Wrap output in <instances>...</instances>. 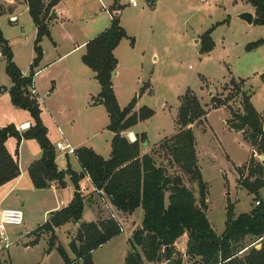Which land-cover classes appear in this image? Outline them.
Here are the masks:
<instances>
[{
	"label": "trees",
	"instance_id": "obj_1",
	"mask_svg": "<svg viewBox=\"0 0 264 264\" xmlns=\"http://www.w3.org/2000/svg\"><path fill=\"white\" fill-rule=\"evenodd\" d=\"M29 13L37 26L34 42L36 57L30 72L24 75L14 60L12 47L0 30V48L6 60V73L12 81L10 95L12 103L30 112L34 124L28 129H19L16 124L0 125V186L18 177L21 173L18 162V148L23 139H35L41 146L42 156L29 167L33 184L38 189L48 188L53 181L64 187L65 177L71 175L75 192L70 203L60 210L50 213L49 219L31 233L40 236L41 232L50 233V243L55 246L56 228L73 222L79 224L77 237L71 242V249L77 255L72 259L66 249L58 244V250L66 264H94L92 252L117 237L123 232L121 222L116 217L83 222L86 194L80 181L89 176L95 191L110 198L111 203L127 214L134 213L139 207L144 209L142 225L129 239L131 251L126 257V264L159 263L183 264V254L176 249V241L188 234L187 255L191 259L199 258L202 264H264V199L259 192L264 187V161L256 159L255 154L264 155V115L257 110L251 98V89L245 87L246 79L233 78L236 95H241L242 112H236L229 102L233 95L225 98L213 96V108L228 106L232 118L228 121L231 128L242 130L245 139L251 144V156L248 161L236 166L241 176L246 168L249 174L239 178V184L254 195L255 205L251 211L235 214V204L227 205V220L224 232L219 235L213 229L207 216V184L203 180L198 166L196 137L192 127L195 122H202L208 110L192 91L181 97L176 123L178 131L161 141L157 146L165 145L174 161L191 174L199 186V198L190 189L180 175H169L166 168L156 163L150 153H141V144L147 140L142 133L133 141L122 134L138 124L150 119L156 110L143 106L139 111L134 108L137 96L121 107L115 91L113 77L118 66L114 50L124 38H130L121 25L119 14H114L108 28L90 39L82 60L96 74L101 85L98 98L109 113L108 129L115 133L112 139V152L109 158L98 154L90 147L75 150L82 171L78 173L69 167L60 170L56 162L57 151L48 136V128L41 117L39 98L32 92L36 68L44 56L41 42L44 37L52 38L50 21L55 17L54 7L61 0H26ZM255 9L254 24L264 25V0H247ZM121 9L120 6L114 10ZM6 10L0 3V16ZM213 28L202 36L201 52H211L215 47L212 38ZM134 42V40H133ZM132 42V43H133ZM264 45V39L246 45L248 51ZM264 79V74H262ZM98 100V99H97ZM10 137L17 139L16 157L7 149ZM168 193V194H167ZM252 241L246 243V239ZM79 242V244H78ZM257 245H261L260 248ZM140 248V249H139Z\"/></svg>",
	"mask_w": 264,
	"mask_h": 264
},
{
	"label": "rangeland",
	"instance_id": "obj_2",
	"mask_svg": "<svg viewBox=\"0 0 264 264\" xmlns=\"http://www.w3.org/2000/svg\"><path fill=\"white\" fill-rule=\"evenodd\" d=\"M18 1L22 3V0ZM49 1L46 0V2ZM119 1L122 13L121 25L130 36V38H124V42H127L128 46V48L124 46L125 52L121 58L124 68L119 69L118 76L115 78L122 104L120 106H127L137 96L135 111L138 112L143 106H149L156 110L157 114L151 120H143L138 123L137 129L142 133L147 131L148 135L147 140L141 144V153L152 154L157 165L166 168L169 175L182 176L184 183L199 198L198 182L192 180L191 174L186 173L174 161L165 145L157 146L176 132L175 125L177 123L174 118L179 111L181 97L189 90L197 95L201 104L209 111L206 119L192 124L196 137L198 166L202 172L203 180L207 184V216L215 232L221 235L226 228L228 203L235 204L236 215L248 212L257 203L254 201V195L239 184V178L243 179V176H247L249 168H246L243 176L235 168L248 161L251 156L249 146L251 144L245 139V133L242 130L234 128L231 130L228 121L233 116L229 107L222 106L215 109L212 107V100L213 96L225 98L231 94L234 98L229 104L236 112L241 113L243 111L241 95H236L234 84L230 81L233 78L246 79L245 87L251 89V100L254 106L264 114V79L262 77L264 74V45L251 51L246 49V45L250 42L264 39V25L249 24L238 17L241 12L254 8L247 0H137V6H133L131 0ZM98 5L100 6L101 3H95L94 0H61L58 9L64 16L73 15L76 18L74 22L79 20L77 21L79 25H84L90 21V14H87L89 8H93L94 11ZM11 13L5 10L0 16V30L6 38L12 39L17 59L24 65L31 50L35 51L36 25L29 11L25 10L19 15L20 20L17 23L10 22ZM74 25L71 22L68 25V29L73 34L76 33ZM59 28L55 27L53 34L55 41L62 45L59 51H63L69 47L70 42L63 40ZM211 28H213L212 38L215 47L211 52L203 54L201 52V36ZM51 36L52 38L45 37L41 45L49 51L53 49L54 52H57L52 48L55 41L52 33ZM75 36L77 38L75 42L80 41V36L78 34ZM77 53L69 56L66 62L70 69L72 66L75 75L81 78L82 75L77 73L75 66ZM126 56L127 60H124ZM0 77L2 78L0 87L2 86L4 89V91L0 90V95L7 94L5 90L8 92V85L11 81L4 72ZM84 78L86 77L84 76ZM85 81L86 84H75L74 87L77 89L83 85V87L90 86L92 88L93 85L99 87L100 84L97 79L90 82ZM46 82V79L38 78L37 80L39 87L40 84L48 87L49 83ZM53 87L52 82V90ZM51 88L48 89V92H52ZM62 90L63 88L59 87L52 99L47 101L50 102L48 103L50 106L55 108V106L61 105L62 99L66 100L61 93ZM92 99L94 104H98L101 98H98V94H96ZM2 100L3 97L0 96V103ZM77 105L81 109L83 97H78ZM103 106L109 121L110 117L106 106L104 104ZM45 107L46 103L40 102L41 110ZM45 117L48 121L47 125L52 127L50 116L45 113ZM88 117L89 114L82 110L78 122L84 123ZM110 132L107 124L105 129H101L96 135L95 140L105 143ZM86 133H91V130L88 129ZM12 138L13 144H16V138ZM33 142L39 144L37 140H33ZM149 146L151 148H147ZM103 155L105 158L109 157L105 152ZM261 156L258 154L256 159L264 161ZM96 192L95 190L84 191L86 203L99 200L97 194L101 193ZM259 194L264 198V187ZM11 200L12 198L6 199L4 206H9ZM100 202L109 204L106 197ZM86 213L90 218L92 207L89 203L86 204ZM124 215L126 219L120 221L123 232L105 247L100 248L94 254L92 252L96 264H126L123 251L126 250L127 253L131 251V244L128 241L132 237V232L142 225L144 209L139 207L134 213ZM109 216L115 217L112 213ZM119 216L124 217L121 213ZM19 228H24L23 224L9 227L12 231H17ZM72 230L70 229L69 232L67 228L62 230L60 241L56 234L55 246L50 243V233L45 232H41L46 235H43L44 238H41L39 247L35 249H27L25 244L18 240L12 244L10 253H8V249L3 250L0 244V248L3 250L0 264H7L10 259L14 264H25L27 256L30 261L34 260L35 262L45 258L42 264H66L58 250V244L67 248L76 258L77 255L71 249V242L76 239L78 230L76 232ZM186 240V237L180 238L179 247H182L183 244L187 245ZM250 241L252 240L248 237L246 243ZM190 260L189 264H202L200 259L190 258ZM145 264L152 263L146 262ZM162 264H170V262L163 261Z\"/></svg>",
	"mask_w": 264,
	"mask_h": 264
},
{
	"label": "crops",
	"instance_id": "obj_3",
	"mask_svg": "<svg viewBox=\"0 0 264 264\" xmlns=\"http://www.w3.org/2000/svg\"><path fill=\"white\" fill-rule=\"evenodd\" d=\"M95 3H101V5H98V8L96 7L93 11V8H86L88 10L87 14H90V21L86 22L84 25L79 23L76 20V18L73 15L64 16L63 13L58 9V4L54 7L55 9V17L50 21V30L53 34L55 27H60V36L65 41H69L70 45L67 49L63 51H59L61 48V44L59 45V42H54V48L57 52H54V50L50 49L47 50L43 47L44 50V56L42 61L40 62V66L36 71L35 77H34V88H35V94L36 96H40L39 102H45L46 107L42 109L41 117L43 119V122L48 128V136L54 146L56 147L58 143H64L70 144L75 150L80 147H90L94 149L98 154L103 155L108 154L109 157L111 156L112 152V139L115 135L113 131L110 132V135L106 137L105 143L102 141L95 140L96 135L101 131V129H105V126L110 123V120L108 121L107 116L104 112V106L103 104L99 103L94 104L93 97L96 96V94L99 95L101 91V85L99 84V87H96L93 85L91 88L89 87H83V85L76 89L74 87L75 84L81 85L86 84L90 81H95L96 74L95 72L88 67L86 64H84L82 57L84 53L86 52V44L87 42L97 36L99 33L104 31L106 28H108L112 22L113 15L119 14L120 18L122 16L121 9L114 10V8H117V6H121L119 0H107L104 2V0H94ZM22 3H20L18 0H13L12 3L5 4L6 10L12 12L9 20L12 23H17L19 19V15L24 13V11H29V7L26 0H22ZM96 10V11H95ZM249 11L253 12L255 16V9L250 8ZM19 11V12H18ZM17 12V13H16ZM16 16L17 20L12 21L11 17ZM71 23H74V27L76 28V33L80 36V41H76L77 39L75 34H73L70 29H68V25ZM37 30V26H36ZM73 31V30H72ZM37 36V33H36ZM47 38V37H46ZM12 50L14 54V60L21 69L22 73L24 75H28L30 72L31 64L36 57V52L31 50L29 56H27V61L23 64H21L17 59V54L15 49L13 48L12 39H9L7 37ZM36 39V38H35ZM45 37L43 38L44 42ZM72 43V44H71ZM124 46H127V42H124V39L121 41V43L117 46V48L114 50L115 56L118 58V66L116 69L115 76L113 77L114 80V91L117 97L118 102L122 106L119 94L117 91L115 78L118 76L119 69L124 68L122 67V56H124ZM35 50V48H34ZM129 51V49H128ZM77 55L75 56V66L78 74H81V78L79 76L75 75V71H73L72 66L71 69L69 68L66 59L71 56L72 54ZM156 59L158 57H155ZM124 60H127V56ZM92 71V72H90ZM6 73V60L4 56L2 55L1 48H0V75L1 73ZM7 77L11 81L10 77L6 73ZM84 76L86 78H84ZM83 77V78H82ZM39 79H46L49 83L48 87H44L40 84V87L37 84V80ZM2 78L0 77V80ZM53 82V90L51 88ZM45 83V84H46ZM81 83V84H80ZM12 86V81L8 85V92L5 90V93L0 95L3 97L2 102L0 103V125L5 126L10 123L16 124V126L19 129H28L31 125L34 124V120L30 114L29 111L21 109L17 106H15L11 101V95L9 92V89ZM59 87H62V95H64L66 100H61L60 106H50L47 102L55 95L57 89ZM52 90V92H48V89ZM0 90L4 91L3 87H0ZM79 90V91H78ZM42 94V95H41ZM83 97V105L80 108H78L77 105V99L78 97ZM41 99V100H40ZM137 104V103H136ZM181 105V104H180ZM167 106V105H165ZM180 108V107H179ZM86 111L87 114H89V117L86 122L79 123L78 117L81 114V111ZM179 112V111H178ZM261 112V111H260ZM45 113L50 116L52 120V127L49 124L47 125L48 121L45 117ZM263 113V112H262ZM157 113H155L156 115ZM178 114V113H177ZM177 114L175 115V122L177 118ZM109 115V113H108ZM154 115V116H155ZM264 115V114H263ZM66 116H68L66 118ZM153 116V117H154ZM147 119V121L151 120ZM67 119V120H66ZM85 125V126H84ZM138 124L133 126L132 128L125 130L122 132L124 136H126L129 140L133 141L137 138L138 135L142 134L141 131L137 129ZM88 129L91 130V133H86ZM231 130H234L231 128ZM175 131L177 132V124L175 125ZM175 132V133H176ZM147 135V131L143 132ZM174 133V134H175ZM173 134V135H174ZM133 135V136H132ZM172 136V135H171ZM148 137V135H147ZM13 138L10 137L7 142L6 146L8 151L16 157V151H17V139L16 144H13ZM33 140L35 139H23L20 143V146L18 148V162L20 166V175L11 181L3 184L0 186V204L2 207H19L24 212V222L23 226L24 228H19L17 231H12V229H9L10 237L13 240V242H16L18 240L22 241L23 244H25V247L27 249L32 248H38L40 245L41 238H44L41 234V237L32 234L31 232L37 229L39 226L44 224L50 217V213L53 211H57L62 209L63 207L67 206L70 201L72 200L75 192V185L73 183L71 175L67 174L65 177V186L62 187L59 185L57 181H53L51 185L48 188L38 189L34 186L33 181L29 174V167L30 165L40 159L42 156V149L40 144H34ZM158 144V143H155ZM250 151H251V145ZM151 148V146L147 147ZM57 158L56 162L58 164V167L60 170H67L69 167H71L74 171L81 173L82 167L81 164L76 157L74 153H64L63 150L57 149ZM148 152V151H147ZM146 153V152H145ZM257 153L255 156L257 157ZM104 157V155H103ZM109 157H106L109 158ZM240 166V165H237ZM80 186L84 191H94L95 187L93 186V183L91 182L90 178L88 176H85L80 181ZM97 193V192H96ZM100 194V193H99ZM101 195V194H100ZM99 200H94L93 202L87 201L85 203V211L82 218L83 222H91V221H98L99 219H107L110 216V213H112L113 216L117 217L119 221H123V219H126V216L123 211L118 210L110 201V198L105 195L106 201L109 202V204H105L104 202L101 203L100 200L105 199L104 195L100 196ZM12 198V200L9 202V206L5 205V200ZM262 199H264L262 197ZM90 204L92 207V214H90V218L87 217L86 213V204ZM253 208V207H252ZM252 208L249 210L251 211ZM248 211V212H249ZM119 213H121L124 217L121 218L119 216ZM130 215V214H127ZM122 223V222H121ZM72 227V228H71ZM67 228L68 232L70 229H73V232H76L79 228V224H75L73 222L66 223L58 228H56V234L59 237L58 240L60 241V233L62 230H65ZM25 229V230H24ZM133 233V232H132ZM186 237L188 241V234L185 233L180 238ZM117 237L113 238L109 242L103 244L99 248L95 249L93 251V254L98 251L100 248L105 247L108 243L115 240ZM180 238L176 241V246L179 251H181L184 254L183 258V264H189L190 263V257L187 255V245H184L182 247H179L178 243ZM130 239V238H129ZM129 242V241H128ZM2 245V249L4 250V245ZM12 247V246H11ZM11 247L8 248V253H10ZM0 248V257L3 252ZM69 256L74 259V256L69 250L66 248ZM128 251H123L124 261L126 260V256ZM199 259V258H197ZM27 262L25 264H42L45 260V258H42L39 262L30 261L28 259V256L26 258ZM6 261V260H4ZM94 261V260H93ZM148 262L145 260V263ZM170 262V261H168ZM126 263V261H125ZM144 263V264H145ZM152 264H156L154 262H151ZM7 264H14L11 259L8 261ZM64 264V263H63ZM94 264L96 262L94 261ZM158 264H162L158 263Z\"/></svg>",
	"mask_w": 264,
	"mask_h": 264
},
{
	"label": "built area",
	"instance_id": "obj_4",
	"mask_svg": "<svg viewBox=\"0 0 264 264\" xmlns=\"http://www.w3.org/2000/svg\"><path fill=\"white\" fill-rule=\"evenodd\" d=\"M13 0H0L1 4L12 3ZM133 6H137V0H131ZM12 21H16L17 17H11ZM35 93V88L32 90ZM63 150L64 153H75V149L70 144L58 143L55 147ZM89 177V176H88ZM90 178V177H89ZM83 190V189H82ZM259 204V201H256ZM24 222V212L19 207H2L0 204V243L4 245L5 249H8L14 243L10 237L9 227L20 226Z\"/></svg>",
	"mask_w": 264,
	"mask_h": 264
},
{
	"label": "water",
	"instance_id": "obj_5",
	"mask_svg": "<svg viewBox=\"0 0 264 264\" xmlns=\"http://www.w3.org/2000/svg\"><path fill=\"white\" fill-rule=\"evenodd\" d=\"M238 17L240 19L248 22L249 24H253L254 23L255 16H254L253 12H251L249 10L241 12L240 14H238ZM99 103H101V104L103 103V99L102 98L99 100ZM261 157H262V159H264V155H262ZM228 193H230V192H228ZM260 246L261 245H257L258 248H260Z\"/></svg>",
	"mask_w": 264,
	"mask_h": 264
}]
</instances>
